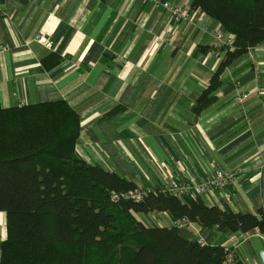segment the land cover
<instances>
[{
  "label": "crops",
  "instance_id": "1",
  "mask_svg": "<svg viewBox=\"0 0 264 264\" xmlns=\"http://www.w3.org/2000/svg\"><path fill=\"white\" fill-rule=\"evenodd\" d=\"M162 1L187 10L189 20L176 23L148 0H2L0 106L67 102L81 119L77 156L141 188L241 170L229 200L223 193L203 199L241 213L264 211V43L229 63L216 101L197 112L224 61L225 52L212 48L219 24L189 0ZM136 218L174 226L166 213ZM179 232L229 249L245 264H264L257 231L192 224ZM7 237L0 211V258Z\"/></svg>",
  "mask_w": 264,
  "mask_h": 264
},
{
  "label": "trees",
  "instance_id": "2",
  "mask_svg": "<svg viewBox=\"0 0 264 264\" xmlns=\"http://www.w3.org/2000/svg\"><path fill=\"white\" fill-rule=\"evenodd\" d=\"M189 1L193 11L234 36V45L223 49L224 61L197 101L198 112L216 101L229 63L264 43V0ZM80 131L79 114L65 101L0 106V211L7 216L8 230L0 264H245L229 249L136 218L154 212L206 230L257 231L264 237L263 210L241 213L228 204L210 206L203 197L179 200L153 193L141 203L113 202V193L138 186L80 159Z\"/></svg>",
  "mask_w": 264,
  "mask_h": 264
},
{
  "label": "built area",
  "instance_id": "3",
  "mask_svg": "<svg viewBox=\"0 0 264 264\" xmlns=\"http://www.w3.org/2000/svg\"><path fill=\"white\" fill-rule=\"evenodd\" d=\"M154 4L155 7L164 8L171 19L176 23L187 22L189 20V12L181 7L175 6L169 2H163L162 0H148ZM234 45V36H227L221 26L216 28L213 33V51L218 52L224 48H230ZM249 98V95H241L236 99V104L242 106V104ZM241 170L225 171L216 170L212 172L205 179L196 180L182 177H174L173 179L164 182L160 185H155L149 188L137 187L122 193H113L111 200L113 202L132 201L134 203H141L145 200L149 193L154 195H168L179 200H184L190 197H214L219 193H223L229 200L226 192L234 184H239L241 181ZM192 224L186 219H182L174 222V227L177 229H183L191 226ZM200 243H202L200 241ZM230 261L232 258L230 257Z\"/></svg>",
  "mask_w": 264,
  "mask_h": 264
}]
</instances>
